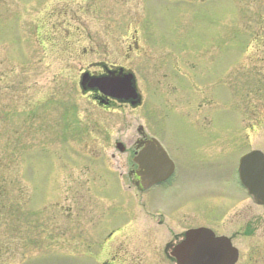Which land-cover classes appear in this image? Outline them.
Returning a JSON list of instances; mask_svg holds the SVG:
<instances>
[{
	"label": "rangeland",
	"instance_id": "obj_1",
	"mask_svg": "<svg viewBox=\"0 0 264 264\" xmlns=\"http://www.w3.org/2000/svg\"><path fill=\"white\" fill-rule=\"evenodd\" d=\"M127 1L126 5L123 0H0V264H98L94 261L98 256L82 258L90 241L74 223V215L90 214L72 207L79 190L87 207L98 193L109 208L123 198L130 221H136L141 211L135 189L120 174L129 166V153L118 152L114 141L129 147L138 124L160 138L179 163L169 187L147 191L148 209L160 205L167 217L187 214L182 216L194 224L211 225L226 214V197L240 195L220 168L190 155L200 142L211 147L217 122L197 119L201 109L194 106L196 113L192 111L188 97L153 93L145 87L148 100L132 110L118 104L102 108L80 93V69L94 58L82 49L94 40H105V30L96 32L97 26L127 9L145 16L143 1ZM158 1L160 19L152 32L157 36L155 61L164 63L176 54L212 61L220 48L225 68L242 73L248 68L264 70V45L253 42L264 36V0ZM201 36L208 37L206 49L199 44L196 50L184 46L199 42ZM150 68L156 69L146 66L139 73L142 84ZM262 79L264 72L258 71L243 85L226 89L225 104L219 105L224 131H231L234 138L240 132L244 148L240 152L264 149ZM195 94L192 98H200ZM154 99L159 105L154 106ZM135 226L130 222L127 228L137 235ZM241 240L245 244L248 238Z\"/></svg>",
	"mask_w": 264,
	"mask_h": 264
},
{
	"label": "flooded vegetation",
	"instance_id": "obj_2",
	"mask_svg": "<svg viewBox=\"0 0 264 264\" xmlns=\"http://www.w3.org/2000/svg\"><path fill=\"white\" fill-rule=\"evenodd\" d=\"M141 1L144 4L145 16L138 11L129 13V9H127L119 17L109 16V20L104 26H97L96 32L105 30V40L104 42L94 40L89 48L82 49L83 53L90 52L94 58L83 65L80 72L88 71L92 76H109V74L120 71H133L140 77L139 73L144 71V67H155V70L147 71V81L140 86L146 87L148 91L177 92L180 96L188 97L190 98L188 100L190 107L195 105L201 109L199 115L196 116L197 119H202L203 123L208 124L213 121L217 122V126H214L217 136L215 141H212L211 147H203V143L200 142L197 148H191L194 152L190 155L195 154L194 161L203 162L216 169L220 168L221 176L231 180L240 191V195L226 197V214L211 225L194 224L182 216L187 214L174 218L167 217V211L160 205L149 211L144 203L147 191L169 187L179 172V163L176 158L166 144L158 138L168 152L174 164V170L166 180L143 189L142 175H135L132 172V167L126 169L127 175L129 173L131 176L130 183L138 182L137 207L141 213L134 218L136 221H130L132 217H129V212L126 210L127 203L123 198L117 200L118 202L115 201L114 207L109 208L106 202L101 200L104 195L97 192L99 198L89 201L87 207L84 203V194L79 190L76 194V207H73L83 214L88 212L90 215H74V223L79 231L91 241L88 244L89 252L100 255V259L95 260L99 264H175L171 254L174 247L183 241L188 231L199 227L209 228L215 236H227L230 239L232 245L237 249V260L234 264H264V205L257 204L252 195L247 193L236 172L241 155L259 147H250L240 152L244 149L241 146L240 132L237 136L235 134L234 138V136L231 137V132L224 131L222 109L219 110V105L224 102L225 88L243 85L241 82H248V79L256 75L258 71L264 72V70L248 68V70L242 69L241 71H244L242 73L234 68H225V59L219 52V47L216 57L212 61L209 59L201 61L196 57H178L177 54L165 60L164 63L155 61L153 47H157L155 41L157 36H152V32L155 28L154 24L159 22L158 0ZM123 2L128 4L127 0H123ZM82 9L89 11L90 7L84 6ZM207 39V36H201L199 42L193 44L188 42L185 45L196 50L199 48V44L202 46L200 48L206 49ZM254 41L264 45V36H256ZM172 44L174 46V43ZM99 49L102 51H98ZM149 58L153 59L152 62L148 61ZM237 62V58L234 57L233 65ZM161 65L164 68H161ZM157 67H159L158 70ZM262 80L264 81V79ZM192 92L199 93L200 98H192ZM90 96L94 102H104L99 93H92ZM194 96L197 97L196 94ZM236 96L238 97L239 93H236ZM158 99L153 100L155 105H159ZM106 104L103 106L126 105L113 99H109ZM253 113V117L256 118L258 112L253 110ZM234 129L238 130L236 127ZM145 139L147 136L143 135V140ZM102 172H106V169H102ZM253 176L256 175L253 174ZM83 177H85L84 174L79 177V182ZM257 180L258 178L251 180V185L255 186ZM85 182L87 181L85 180ZM86 191L88 192V190ZM109 192L106 191L105 194L112 196ZM253 192L256 193V190ZM145 208L148 211H144ZM227 220L231 221V224H228ZM130 222L137 225L135 226L137 235L134 230L127 228ZM134 234L136 236H133ZM242 237L248 238L245 244L242 243V240L238 242ZM93 247L94 249H92ZM149 251L156 252V254L151 255ZM149 256H156V258H149Z\"/></svg>",
	"mask_w": 264,
	"mask_h": 264
},
{
	"label": "water",
	"instance_id": "obj_3",
	"mask_svg": "<svg viewBox=\"0 0 264 264\" xmlns=\"http://www.w3.org/2000/svg\"><path fill=\"white\" fill-rule=\"evenodd\" d=\"M80 86L83 92L88 90H99L106 96H111L120 101H129L132 106L137 105L140 102V98L134 87L133 78L131 75L126 76H115V77H91L88 73H84L81 76ZM119 87V88H117ZM117 147L120 150H123L122 144L118 143ZM154 150L159 152V148L156 144V141L153 139L148 140L146 147L139 153L135 154L133 160L136 163H139L142 159L145 162V170L149 175L151 181H154L152 177V155ZM192 242H184L176 250V255L178 258L179 264H188V260H198L201 261L204 258L205 251L211 250L212 245L206 246L203 241L206 235L198 233L192 234ZM234 259L227 261H221L219 264H232Z\"/></svg>",
	"mask_w": 264,
	"mask_h": 264
}]
</instances>
